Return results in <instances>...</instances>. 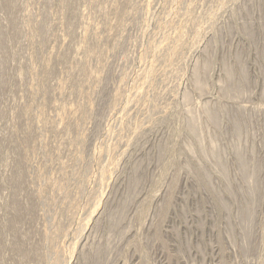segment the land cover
<instances>
[{"label":"rangeland","instance_id":"1","mask_svg":"<svg viewBox=\"0 0 264 264\" xmlns=\"http://www.w3.org/2000/svg\"><path fill=\"white\" fill-rule=\"evenodd\" d=\"M0 264H264V0H0Z\"/></svg>","mask_w":264,"mask_h":264}]
</instances>
